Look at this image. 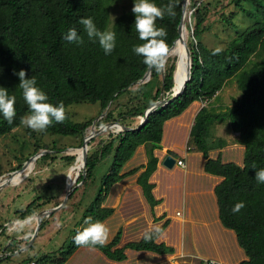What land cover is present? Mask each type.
I'll return each instance as SVG.
<instances>
[{
  "label": "trees",
  "instance_id": "1",
  "mask_svg": "<svg viewBox=\"0 0 264 264\" xmlns=\"http://www.w3.org/2000/svg\"><path fill=\"white\" fill-rule=\"evenodd\" d=\"M181 1L151 0L157 6L173 5L174 16L166 13L163 19L157 20V27H164L167 31L165 39L168 49L178 37ZM201 1L190 0L194 26L191 34L193 42L189 43L188 53L189 79L182 91L175 95L178 72L174 63L169 65V60L165 65L163 81L161 71L151 68L150 79L146 83L135 84L149 67L144 64V58L133 51L135 46L145 43L139 39L134 26V4L110 25L112 0H0V87L7 88L9 95L16 96V116L12 124L0 113V137L19 127L21 117L29 114L22 90L18 87L20 80L16 73L22 69L27 73L26 78H35L36 86L47 94L48 102L53 105L64 103L67 119L63 123L54 122L43 132L63 137L81 136L92 122H72L67 112V107L72 104L98 103L103 111L110 102L113 103L133 87L132 104L125 114L132 119L142 118L160 98L163 89L167 95L166 105L151 113L138 130L109 133L108 140L99 141L98 152L90 154L89 149L80 167L69 197L76 188L86 184L103 158L111 156L108 171L84 212L93 220H102L109 212L100 209V205L110 187L122 178L121 169L135 150L140 145L148 146L146 177L156 167L153 150L159 148L164 123L180 116L193 105L205 102L194 116L187 144L206 157L211 144L207 142L209 127L214 122L228 121L231 130L238 133L244 149L242 164L221 163L216 159L207 160L205 168L222 178L214 190L219 219L223 226L234 232L246 256V260L239 264H264V183L255 178L256 172L264 169V0H233L234 6L247 17L260 19L238 34L217 55L212 54L214 49L200 42L205 30ZM243 3L250 4L251 8H244ZM89 17L99 30L116 33V47L110 55H105L98 41L89 40L83 25L79 23L81 18ZM222 19L226 20L224 17ZM73 28L83 37V43L65 39L69 29ZM231 79L235 80L240 96L226 111L214 112L209 101ZM118 118L123 121L125 117ZM102 119L110 124L117 123L112 110H108ZM64 159L71 162L73 157L65 156ZM239 202H243L245 207L233 213L234 205ZM35 208L36 205L31 202L25 209L15 212L16 219H24ZM42 227L43 223L39 230ZM82 230H73L67 245L60 247L56 253L27 258L24 262L64 264L78 247L74 237ZM115 240L112 244L116 243ZM11 244L19 248V243L14 241L7 244L5 249ZM95 247L109 258H123L121 251L110 254L109 246ZM133 248L160 254L164 251L162 246L153 244L152 240L145 242L144 238Z\"/></svg>",
  "mask_w": 264,
  "mask_h": 264
},
{
  "label": "crops",
  "instance_id": "2",
  "mask_svg": "<svg viewBox=\"0 0 264 264\" xmlns=\"http://www.w3.org/2000/svg\"><path fill=\"white\" fill-rule=\"evenodd\" d=\"M204 104H195L164 123L159 148L153 150L157 164L146 177L148 146L140 145L135 150L121 169L122 178L110 187L100 205V209L109 214L102 220L92 219V222H103L110 229L105 247L109 246L110 254L121 251L123 258H109L97 247L78 246L64 264H239L246 260L234 232L219 219L214 190L222 178L205 168L207 160L216 159L221 163L241 165L243 155L240 161L239 156L244 149L238 146V133L233 131L226 139L214 135L217 139L210 141L206 157L187 144L194 116ZM215 130V133L220 131L219 128ZM166 156L175 160L171 168L162 164ZM178 160L183 161V167L176 165ZM30 216L36 223L35 210L25 218ZM89 217L84 213L82 223L73 230L84 229L82 225ZM27 228L28 232L9 239L19 243L14 256L32 248L37 235L29 245L33 227ZM155 228L161 233L152 242L164 248L161 254L133 248L142 241L146 231ZM11 230L12 226L8 228ZM72 235L70 232L68 241ZM114 240L116 243L112 244Z\"/></svg>",
  "mask_w": 264,
  "mask_h": 264
},
{
  "label": "rangeland",
  "instance_id": "3",
  "mask_svg": "<svg viewBox=\"0 0 264 264\" xmlns=\"http://www.w3.org/2000/svg\"><path fill=\"white\" fill-rule=\"evenodd\" d=\"M133 4L134 0H112L109 8L110 25L123 12L129 10ZM242 6L246 9L251 8L248 3H243ZM200 7L204 8L203 14L205 16L203 24L205 30L200 37V42L209 49L218 47L222 48V50L225 49L238 34L260 19L259 17L256 19L247 17L234 6L233 0H202ZM186 12L189 36L186 43L185 59L188 60L189 43L193 42L191 34L194 26L193 8L190 0L187 2ZM222 17L226 20L224 21ZM252 59L255 60V58ZM175 60L170 53V57L168 56L166 62L168 61L169 65L172 63L175 65ZM234 81V79L229 80L219 91L216 99L209 105L214 106L211 107L214 112L226 111L233 105L234 100L240 96ZM178 86L179 82H177ZM132 90H135V88H129L128 92L121 95L113 103L110 102L103 111H101L98 103L83 102L70 105L67 107V112L74 123H82L89 120L95 121L96 130L111 125L110 122L108 123L102 118L108 110H112L114 117L117 119V124L122 125L123 123L128 125L126 127L136 128L141 118L132 119L125 114L132 104V102L130 103V98L133 95ZM163 96L167 97L166 94H163L160 95L158 100ZM119 116H124V120L122 121L121 118H118ZM217 128L220 131L215 133ZM118 132L119 128L113 127L95 135L88 143L86 155H88L89 149L90 154L98 152L99 141H106L109 138V133ZM232 133L228 121L214 122L209 127V139H207V142L210 143L212 138L216 140L217 137L226 139ZM216 134L218 135L217 137L214 136ZM83 137L84 134L76 137H63L40 133L23 124L13 129L9 134L0 137V178L19 171L23 164L34 155L41 153L43 154L42 156H47L45 158L40 156L34 159L33 167L30 164L26 165L23 172L27 170H31V172H21L17 175V177L22 175V180L17 184H9L0 189V264H27V262H24L25 260H21L34 256L39 257L43 254H54L60 246L68 241L73 228H78L82 223L84 212L93 201L100 187L101 179L107 173L111 164V156L103 158L92 171L91 177L86 184L76 188L66 200V185L67 183L70 187L74 185H72V181L76 175L77 168L75 166L72 167L75 154H66L64 150L80 147ZM238 146H241L240 142ZM43 151H46V153H42ZM242 155L243 153L240 151L239 161L242 159ZM65 156H71L73 160L68 162L64 159ZM31 202L36 205L34 209L35 217L43 210L63 205L58 211L45 215L41 219L40 224L43 223V227L38 230L32 248L20 253L19 256H14V251L18 249L14 244L9 245L5 249L6 244L13 243L15 240L9 241V239L23 232H28L29 229L27 227L23 230L12 228L11 231H8V228L12 226L13 221L17 220L15 212L25 209ZM82 226L87 227L88 225L83 224ZM31 227H33V230L30 232L29 241L33 239L37 227L34 220Z\"/></svg>",
  "mask_w": 264,
  "mask_h": 264
},
{
  "label": "clouds",
  "instance_id": "4",
  "mask_svg": "<svg viewBox=\"0 0 264 264\" xmlns=\"http://www.w3.org/2000/svg\"><path fill=\"white\" fill-rule=\"evenodd\" d=\"M132 12L135 14V29L139 34V39L145 43L135 46L133 51L135 54L142 56L143 62L149 68H155L161 71L165 68L166 57L169 51L166 43L167 31L164 27H157V20L163 19L165 14L174 16L173 5L157 6L151 0H139L134 3ZM83 25L84 31L89 40L98 41L100 47L103 49L105 55H110L116 47V33L113 31H101L97 28L92 18H81L79 21ZM69 42L77 44L83 43V37L80 36L76 29H69L65 36ZM222 51L218 47L214 49L213 55H217ZM19 77L20 83L18 87L22 90V95L29 108V114L21 117V124L36 132H44L48 127L52 126L54 122L63 123L67 119L66 107L63 102L53 105L48 102L47 94L36 86L34 77L26 78V71L20 70L16 73ZM16 96L9 95L7 88L0 87V113L3 114L4 119L12 124L16 116ZM255 167V166H253ZM255 178L258 182L264 183V169L256 172ZM245 207L243 202L234 205L233 213L239 212ZM35 218L27 217L23 220H16L12 222V228L15 230H23L30 226ZM85 227L82 231H78L74 237V243L77 246L95 247L105 246L109 240L110 229L100 221L92 222L89 217L85 220ZM161 233L159 228H155L144 233L145 242L153 240Z\"/></svg>",
  "mask_w": 264,
  "mask_h": 264
},
{
  "label": "water",
  "instance_id": "5",
  "mask_svg": "<svg viewBox=\"0 0 264 264\" xmlns=\"http://www.w3.org/2000/svg\"><path fill=\"white\" fill-rule=\"evenodd\" d=\"M187 2H188V0H182L181 1V19H180V22H179V25H178V29H177V32H178V37H177V39L173 42V44H172V46L169 48V51L171 50V48L173 47V45L176 43V42H178V40L180 39V33H179V31H180V26H181V24H182V20H183V17H184V14H185V12H186V6H187ZM168 51V52H169ZM168 54V53H167ZM180 57H177L176 58V60H175V69H176V71L178 72V64L180 63ZM186 61V63H187V67H186V70H185V72L183 73H178V79H179V81H180V85L177 87V89L175 90V95H178L181 91H182V89L185 87V85H186V82L188 81V79H189V68H190V62L188 61V60H185ZM151 68H148V70H147V72L143 75V77L140 79V80H138L135 84L136 85H140V84H143V83H146L149 79H150V74H151ZM164 70H165V68L163 69V70H161V77H162V81H163V79H164ZM129 88V87H128ZM164 93H163V89H161V93H160V95H163ZM167 104V97L166 96H163L160 100H157L147 111H146V114L141 118V120H140V123H139V125L136 127V128H131V127H125V126H122V125H119V124H111V125H109V126H107V127H105V128H99V129H96L95 130V121H93L92 122V124L90 125V127H93L94 129L92 130V132H91V134H89L88 136H86V133H84V137H83V141H82V145L80 146V147H78V148H69V149H66V150H64V152L66 153V154H69V155H71V153L73 152V151H79V150H82L83 148H88V143L91 141V139L95 136V135H97V134H99L100 132H102V131H105V130H109V129H111V128H113V127H118L119 128V132H131V131H135V130H138V129H140V127L143 125V123L145 122V120L147 119V117L151 114V113H153L156 109H158L159 107H161V106H164V105H166ZM107 107H108V105H107ZM87 130V129H86ZM86 132V131H85ZM42 153H46V151H43ZM43 154H37V155H34L32 158H30L28 161H26L24 164H23V166L21 167V169L19 170V171H16V172H13L11 175H8V176H6V177H4V178H0V189L2 188V187H4V186H6V185H9V184H11V182H10V180H11V178L13 177V175H15L16 173H21L23 170H24V168H25V165L26 164H28V163H30L31 161H34V159H36V158H38V157H40V156H42ZM87 156V155H86ZM86 156L83 158V160H82V162L80 163V165H79V168L77 169V171H76V175H75V177L73 178V181H72V185L73 184H75V182H76V179H77V176H78V173H79V171H80V167H81V165H82V163H83V161L86 159ZM174 163H175V160L173 159V158H171L170 156H166L165 158H164V160L162 161V164H163V166H165V167H168V168H171L173 165H174ZM71 185V186H72ZM70 189H71V187L70 188H68L67 189V194H66V197H65V199L67 200L68 199V197H69V192H70ZM63 205V204H62ZM62 205H59V206H57V207H53V208H50V209H46V210H43V211H41L40 213H38L37 215H36V225H37V227H36V230H35V234L33 235V237H35L36 235H37V232H38V230H39V227H40V221H41V219L45 216V215H49V214H51V213H53L54 211H58L61 207H62ZM32 241V240H31ZM30 241V243H29V245L32 243Z\"/></svg>",
  "mask_w": 264,
  "mask_h": 264
},
{
  "label": "bare ground",
  "instance_id": "6",
  "mask_svg": "<svg viewBox=\"0 0 264 264\" xmlns=\"http://www.w3.org/2000/svg\"><path fill=\"white\" fill-rule=\"evenodd\" d=\"M187 13V12H186ZM186 13L184 14L183 20H182V24L180 26V39L178 40V42H176L173 47L171 48V50L168 52L167 57L169 56V54L171 53L172 57L174 59H176L177 57H180V63L178 64V72L180 73H184L187 67V63H186V59H185V49H186V43L188 41V36H189V32L187 29V15ZM179 85H180V81L178 79ZM94 128L93 127H89L86 131V136H88L89 134H91L92 130ZM87 150L88 148H83L82 150L79 151H73L72 153L75 154V160H74V165L72 167L75 166V168H79V165L82 161V159L86 156L87 154ZM74 156V155H73ZM79 162V163H77ZM31 165L32 167L34 166V161H31L30 163L26 164V165ZM77 165V166H76ZM76 171V170H75ZM23 172V171H22ZM31 172V170H27L26 172L23 173H29ZM20 173H16L15 175H13V177L11 178L10 185H15L17 184L19 181L22 180V175L20 177H17V175H19ZM66 188H70V186L66 185Z\"/></svg>",
  "mask_w": 264,
  "mask_h": 264
},
{
  "label": "built area",
  "instance_id": "7",
  "mask_svg": "<svg viewBox=\"0 0 264 264\" xmlns=\"http://www.w3.org/2000/svg\"><path fill=\"white\" fill-rule=\"evenodd\" d=\"M176 165H177V166H181V167H183V166H184V163H183L182 160H178V161L176 162ZM30 264H35V262H31ZM50 264H56V263H50Z\"/></svg>",
  "mask_w": 264,
  "mask_h": 264
}]
</instances>
